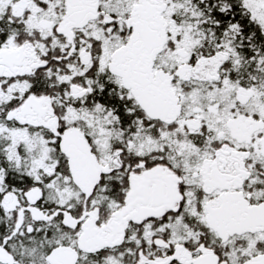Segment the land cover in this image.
I'll use <instances>...</instances> for the list:
<instances>
[{"label": "snow or ice", "instance_id": "snow-or-ice-1", "mask_svg": "<svg viewBox=\"0 0 264 264\" xmlns=\"http://www.w3.org/2000/svg\"><path fill=\"white\" fill-rule=\"evenodd\" d=\"M0 264H264V0H0Z\"/></svg>", "mask_w": 264, "mask_h": 264}]
</instances>
